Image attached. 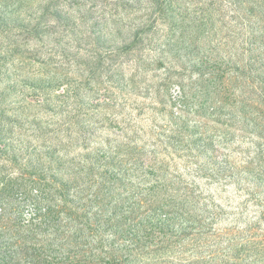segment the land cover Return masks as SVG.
Instances as JSON below:
<instances>
[{
	"label": "rangeland",
	"instance_id": "rangeland-1",
	"mask_svg": "<svg viewBox=\"0 0 264 264\" xmlns=\"http://www.w3.org/2000/svg\"><path fill=\"white\" fill-rule=\"evenodd\" d=\"M0 264H264V0H0Z\"/></svg>",
	"mask_w": 264,
	"mask_h": 264
}]
</instances>
